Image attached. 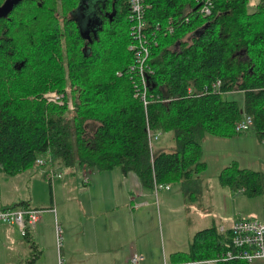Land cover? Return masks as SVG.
<instances>
[{
    "label": "trees",
    "instance_id": "1",
    "mask_svg": "<svg viewBox=\"0 0 264 264\" xmlns=\"http://www.w3.org/2000/svg\"><path fill=\"white\" fill-rule=\"evenodd\" d=\"M7 1L0 0V174L17 176L43 157L67 169L120 168L150 189L182 183L192 196L206 169L207 135L233 137L248 115L264 142V0L254 12L249 0H147L146 31L158 43L147 107L135 97L138 76L130 70V0H98L100 25L89 38L82 0ZM209 1L211 14L203 15ZM217 81L220 92L206 93ZM49 91L64 94V104H49ZM235 92L244 94L243 105L224 99ZM148 128L171 133L176 151L154 154ZM219 181L250 198L264 194V173L235 164ZM31 237L29 227L25 239L35 250ZM229 250L232 234L214 227L197 233L180 261L213 260Z\"/></svg>",
    "mask_w": 264,
    "mask_h": 264
},
{
    "label": "crops",
    "instance_id": "2",
    "mask_svg": "<svg viewBox=\"0 0 264 264\" xmlns=\"http://www.w3.org/2000/svg\"><path fill=\"white\" fill-rule=\"evenodd\" d=\"M163 135L173 138L171 133L160 137ZM229 139L207 135L202 160L208 143L217 149L223 146L221 140ZM247 139L239 138V142ZM152 150L156 155L175 152L174 146L157 153L153 145ZM233 164L245 169L232 159L220 167L219 174ZM50 171L62 176L52 179ZM205 175L203 172L195 180L197 193L187 196L174 190L178 185L184 188L182 183L150 189L137 175H126L120 168L98 171L55 164L12 177L0 174V210L42 211L39 223L31 229L35 250L17 225L0 222V264H129L135 254L144 257L142 264H168V259L171 264H206L180 261L190 253L194 236L214 227L227 235L242 218L264 223V194L258 196L262 199L258 207H248L247 196L234 193L219 181L210 196ZM194 201L200 202L194 205ZM222 228L228 232L223 233ZM251 264H264V260Z\"/></svg>",
    "mask_w": 264,
    "mask_h": 264
},
{
    "label": "built area",
    "instance_id": "3",
    "mask_svg": "<svg viewBox=\"0 0 264 264\" xmlns=\"http://www.w3.org/2000/svg\"><path fill=\"white\" fill-rule=\"evenodd\" d=\"M150 6L147 4V0H130L129 20L131 22L130 36L132 38V44L129 46V50L134 55L135 63L130 67L132 73H136L138 80H135V97L140 98L143 105L147 107L150 105L153 97L148 93V75H153L154 71L149 65L151 47L155 42V39L148 34L146 13ZM212 8V2L209 1L202 8L201 13L203 15H210ZM173 32V29H170ZM122 75V74H119ZM221 81L215 82L211 89L206 87L205 92H220ZM190 92H192L190 90ZM50 104H64V95L52 93L45 97ZM70 106V103H69ZM253 118L245 115L243 120L236 126V132L238 134L246 133L252 129ZM148 135L150 145L153 146V142L158 140L161 133H154L148 128ZM47 165L45 158H39L35 166L44 168ZM49 176L53 179L55 177H61V174H57L54 171L49 172ZM88 183V178L85 179ZM165 185H156V189H163ZM42 211L23 208V209H1L0 210V222L5 224L17 225L21 233L25 236L27 228H34L40 221ZM61 233L60 228L58 229ZM223 233L228 232L224 228L221 229ZM232 234V250L223 253L221 256L213 260L205 261L206 264H218L219 262H227L238 260L248 264L254 263L259 260H264V223L258 219L242 218L234 222L230 231ZM144 257L135 254L130 259L129 264H142Z\"/></svg>",
    "mask_w": 264,
    "mask_h": 264
},
{
    "label": "rangeland",
    "instance_id": "4",
    "mask_svg": "<svg viewBox=\"0 0 264 264\" xmlns=\"http://www.w3.org/2000/svg\"><path fill=\"white\" fill-rule=\"evenodd\" d=\"M98 0H93L94 3H97ZM261 0H249V11L250 12H254L256 10L257 5L260 3ZM96 10V8H94ZM52 93H57V94H61L58 91H49L46 94H44V99L46 100V96H48L49 94ZM64 95V94H62ZM225 100H230V101H238V103L240 105H243L244 103V94L241 92H236L234 94L228 95V96H224ZM47 101V100H46ZM70 110L73 111L74 110V105L73 102L70 100ZM50 104V103H49ZM58 105V104H57ZM59 106H62V104H59ZM248 137V139L246 140L245 143H240L239 142V138H244L245 136ZM234 139H232V137H230L229 140H221L220 142H222L221 144L223 146H220L219 148H211V146H214L211 143L207 144V147H209V149L206 147V153H205V157L203 159V162L206 165V169L203 171L204 174H206V183H208L211 187H209V191L211 192L212 188H214L215 184H219V169L220 167L231 161L232 159L239 161V163L241 164V167L248 169V170H252V171H256V172H262L264 173V142H260L255 131H253V129H251L249 132L244 133V134H236L233 136ZM219 142V141H218ZM154 145V149L155 151L158 153L159 149L160 151L162 149L166 150L171 146H174V151H176V145L175 142L172 138V140H170V135H163L159 138V140L154 141L153 142ZM242 152L241 156L239 155V152ZM171 152V151H169ZM155 153V152H154ZM224 153L226 154V156H224ZM231 157V158H230ZM49 167V165H46L44 168ZM34 168L37 167L34 166ZM208 170V171H207ZM207 171V172H205ZM202 172V173H203ZM70 176V174H67ZM219 175V176H218ZM78 179V176H77ZM174 188V187H173ZM206 189V188H204ZM215 189V188H214ZM174 190L176 191H180L181 193L184 192V188L180 185L175 186ZM214 194L211 192L210 196H213ZM247 200V206L248 207H258L259 204H261L262 199L261 197H254L251 198L250 197H246ZM200 201L196 202L194 201V205H197ZM249 202V205H248ZM172 225V224H171ZM204 229V228H201ZM164 235H165V239L168 238V228L165 227L164 229ZM165 263V262H164ZM163 263V264H164ZM168 264H171L170 259L167 260Z\"/></svg>",
    "mask_w": 264,
    "mask_h": 264
},
{
    "label": "flooded vegetation",
    "instance_id": "5",
    "mask_svg": "<svg viewBox=\"0 0 264 264\" xmlns=\"http://www.w3.org/2000/svg\"><path fill=\"white\" fill-rule=\"evenodd\" d=\"M19 0H8L7 3H15ZM7 4H5L6 6ZM96 8V10L94 9ZM87 13L91 14L92 16H95V20L92 21L91 25H90V33H94L99 27L100 25V21H99V15H98V8H97V3H94L93 0H83L82 1V5H81V9L79 10V15H80V19L81 22L86 23L85 25H87Z\"/></svg>",
    "mask_w": 264,
    "mask_h": 264
},
{
    "label": "water",
    "instance_id": "6",
    "mask_svg": "<svg viewBox=\"0 0 264 264\" xmlns=\"http://www.w3.org/2000/svg\"><path fill=\"white\" fill-rule=\"evenodd\" d=\"M83 1V0H82ZM2 10H4V8H1L0 9V11H2ZM87 25L85 26V28L82 30V34L84 35V36H86L87 38H89V36H90V25H91V23H92V21H94L95 20V16H92L90 13L88 14L87 13Z\"/></svg>",
    "mask_w": 264,
    "mask_h": 264
}]
</instances>
